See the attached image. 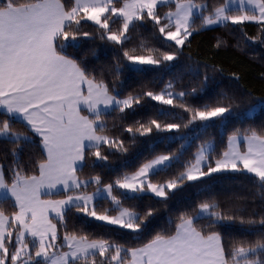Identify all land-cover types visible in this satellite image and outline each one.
Returning a JSON list of instances; mask_svg holds the SVG:
<instances>
[{
    "label": "snow or ice",
    "instance_id": "6c2138e0",
    "mask_svg": "<svg viewBox=\"0 0 264 264\" xmlns=\"http://www.w3.org/2000/svg\"><path fill=\"white\" fill-rule=\"evenodd\" d=\"M162 7L168 11L161 14ZM149 23L153 37L169 51L143 43L139 52L126 48L131 42L130 29ZM245 23L264 25V0H222L211 7L197 0H0V141L14 145L0 155V205L11 200L15 209L8 214L0 207V264H264V231L254 241L234 243L226 249L218 231L197 227L205 219L209 229L237 220L215 202H201L194 214L182 212L172 234L157 233L141 247L61 230L67 229L65 218L75 212L139 236L156 209L126 208L125 200L150 195L166 204L185 182H206L219 173L250 174L264 195V131L251 129H236L228 136L227 150L215 159L212 141L199 145L184 171L163 183L153 182V177L171 168L179 156L157 155L134 173L107 184L99 175L83 180L79 175L90 158L94 167L107 162L109 155L128 151L123 140L106 134L107 118L119 114L123 122L142 100L179 107L189 116L183 125H162L156 119L147 125L137 121L135 130L121 123L122 132L133 141L151 135L154 129L157 134L175 132L180 139H186L182 127L198 126L207 132L235 115L234 108L241 103L250 104L242 116L264 111V97L250 94L225 97L228 103L194 107L185 98L195 95L197 89L175 92L171 81L159 92L137 95H122L116 86L125 67L135 72L170 70L193 34L202 29ZM89 27L94 31L86 30ZM97 36L112 46L115 55V79L109 82L103 72H94L68 52L82 40ZM245 38L253 39L246 33ZM223 43L218 39L216 47ZM208 79L204 75L203 82ZM160 115L175 118L163 109ZM14 122L39 137L43 158L31 173L21 164L20 153L22 144L32 142V136L14 131ZM91 186L95 191L89 194L86 190ZM117 190L119 195L114 194ZM53 195L61 198H46ZM105 200L111 208L102 207L100 202ZM239 222L264 228V217L258 221L240 218Z\"/></svg>",
    "mask_w": 264,
    "mask_h": 264
},
{
    "label": "trees",
    "instance_id": "16d2710c",
    "mask_svg": "<svg viewBox=\"0 0 264 264\" xmlns=\"http://www.w3.org/2000/svg\"><path fill=\"white\" fill-rule=\"evenodd\" d=\"M202 1L207 2L210 7L218 6L222 2V0ZM166 9L167 7H162L159 11L163 14ZM86 30L94 31L91 27ZM245 33L247 37L253 39H246ZM130 36L131 42L126 45L127 49L135 48L139 52L143 43L149 47L160 48L161 51L170 50L162 47L159 40L153 37L150 23L147 27L137 28L134 31L130 29ZM218 39L225 42L220 47H216ZM190 41V44H186L181 51L179 59L172 62L174 66L170 70L150 69L135 72L125 67L116 84L122 95H137L143 91L159 92L171 81L174 85L173 89L177 91L191 92L193 88L197 89L195 95L185 98L187 104L194 107L214 106L217 101L228 103L225 97L242 98L246 94H250L253 98L264 97V43L261 42L264 41V25L256 23H245L239 27L216 25L194 33ZM93 51L96 55H93ZM68 52L76 59L83 60L94 72H103L106 82L115 79L112 74L115 59L112 46L99 40L98 36L94 39L82 40L78 48H69ZM204 75L209 77L206 83L203 82ZM254 102L253 99L252 103ZM249 107V103H241L239 108H234L235 115L208 128L207 132H201L198 126H190L188 129L182 127L180 132L186 138L191 137L188 143H185L186 139H180L179 134L175 132L157 134L155 129L151 135L138 137L133 141L130 134L122 132L121 123L124 127L131 126L135 130L138 127L137 121L147 125L149 120L156 119L162 125L166 123L183 125L189 116L179 107L162 106L158 102L142 100L140 106L135 107L134 112L129 110V115L123 122L120 121L119 114L107 118L106 134L123 140L128 151L109 155L107 162L94 167L90 158L88 166L79 174L80 178L83 180L99 175L105 184L111 183L124 174L136 171L143 162L157 155L175 154L179 156V161H174L173 166L166 172L153 177V182L163 183L173 179L184 171L185 164L193 160L199 145L212 140L215 146L213 153L215 159L227 150L228 136L236 129L242 132H248L249 129L258 133L264 131V111L257 110L252 116H240ZM161 109L172 113L175 118L160 115ZM13 130L32 136V142L22 144L20 153L21 164L31 173L35 163L43 158L39 137L28 132L22 123L14 122ZM173 136L177 138L169 139ZM13 147L14 145L10 143L0 141V155L6 154ZM8 163H11V157L8 158ZM93 189L95 186L89 187L86 191L91 192ZM114 194L119 195V191H115ZM203 201L215 202L220 205V210L237 217V220L224 221L214 229L208 228L206 219L197 223L198 228L218 231L223 237L226 249L234 243L254 241L264 231L259 224L253 226L239 222L240 218L246 221L249 219L258 221L264 217V195L261 194L250 174L230 172L215 174L206 182H185L174 195H170L166 204L159 203L150 195H145L142 199L125 200L123 206L126 208L135 206L137 211H143L145 206H151L156 209V214L148 220L147 227L139 236L119 226L105 225L75 212L65 218L67 229L61 228V230L86 234L90 238L111 239L127 247H141L157 233L172 234L177 217L182 212L194 214L193 210ZM100 203L103 208L112 207L106 200ZM0 207L8 214L15 210L11 200ZM53 221L57 223L55 219ZM58 227L61 225L58 224Z\"/></svg>",
    "mask_w": 264,
    "mask_h": 264
},
{
    "label": "rangeland",
    "instance_id": "374dc122",
    "mask_svg": "<svg viewBox=\"0 0 264 264\" xmlns=\"http://www.w3.org/2000/svg\"><path fill=\"white\" fill-rule=\"evenodd\" d=\"M197 2L198 3H200V2H203L202 0H197ZM166 11H168V8L165 10V12ZM199 23H200V21H199V19L197 18V20H196V24H198L199 25ZM216 26V25H215ZM212 27V26H211ZM167 85V84H166ZM173 91H175V92H180V91H177V90H175V89H173ZM255 113V112H254ZM254 113H252V115L254 114ZM251 115V116H252ZM240 116H242V115H240ZM190 138L191 137H187L186 138V140H185V143H188L189 141H190ZM209 141H212V140H209ZM208 142V141H207ZM213 142V141H212ZM206 143V142H205ZM214 143V142H213ZM197 152V151H196ZM165 155H169V154H165ZM135 172V171H134ZM134 172H131V173H128V174H132V173H134ZM95 191V189H93L91 192H87V193H89V194H91L92 192H94ZM46 198H51V199H59V198H55V197H46ZM61 198V197H60ZM116 214V213H115ZM115 214H113V215H115ZM53 217H54V213L53 214H51ZM54 222V221H53ZM55 223V222H54Z\"/></svg>",
    "mask_w": 264,
    "mask_h": 264
},
{
    "label": "crops",
    "instance_id": "0c3cea01",
    "mask_svg": "<svg viewBox=\"0 0 264 264\" xmlns=\"http://www.w3.org/2000/svg\"><path fill=\"white\" fill-rule=\"evenodd\" d=\"M84 114H87V113L85 112ZM243 148H244V144H241V149L243 150ZM52 197H54V196H52ZM55 198H60V197H55Z\"/></svg>",
    "mask_w": 264,
    "mask_h": 264
}]
</instances>
